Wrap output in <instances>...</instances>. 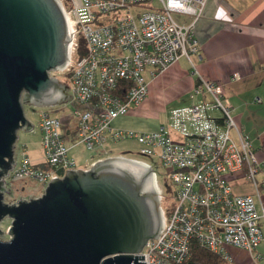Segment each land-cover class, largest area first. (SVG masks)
<instances>
[{
    "label": "built area",
    "instance_id": "1",
    "mask_svg": "<svg viewBox=\"0 0 264 264\" xmlns=\"http://www.w3.org/2000/svg\"><path fill=\"white\" fill-rule=\"evenodd\" d=\"M56 2L65 21L67 49L63 65L48 71V76L64 83L70 94L55 103L69 97L76 105L68 115L73 119L69 137L74 145L93 151L108 141L133 139L140 145V154L157 158L173 186L172 206L167 209L156 174L143 162L132 160L149 171L160 210L159 232L134 254L143 255L136 261L182 264L189 257L190 244L196 242L226 264L233 263L227 246L245 250L256 262L264 214H257L251 195L235 192L232 180L240 176L258 191L264 186V159L257 157L249 137L235 122L221 83L197 75L188 104L168 111L165 124L155 131L111 126L117 117L138 108L150 82L180 58L193 66L192 57L200 52L194 24L206 0ZM175 15L189 20L177 21ZM39 118L46 168L33 163L24 144L6 177V187L16 181L45 187L76 169L63 123L48 111ZM108 158L106 153L103 159Z\"/></svg>",
    "mask_w": 264,
    "mask_h": 264
},
{
    "label": "water",
    "instance_id": "2",
    "mask_svg": "<svg viewBox=\"0 0 264 264\" xmlns=\"http://www.w3.org/2000/svg\"><path fill=\"white\" fill-rule=\"evenodd\" d=\"M66 49L56 0H0V222L11 220L0 264H144L134 254L157 236L160 210L137 162L103 159L52 179L37 198L4 201L17 131L32 128L23 105L67 97V86L48 76Z\"/></svg>",
    "mask_w": 264,
    "mask_h": 264
},
{
    "label": "crops",
    "instance_id": "3",
    "mask_svg": "<svg viewBox=\"0 0 264 264\" xmlns=\"http://www.w3.org/2000/svg\"><path fill=\"white\" fill-rule=\"evenodd\" d=\"M194 34L200 52L199 56L192 57L193 66L187 59L180 58L150 82L149 90L166 84L178 93L184 87L183 93L189 95L197 75L218 81L232 106L235 122L249 137L257 157L264 159V0H206L203 12L194 24ZM234 74L237 78H233ZM70 128L73 129V125L64 130L67 141H72ZM29 146L26 145L28 157L37 167L46 168L40 139ZM71 146H75L74 143L68 147ZM69 155L75 160L76 169H89L104 158L94 159L90 155L83 164L74 155ZM234 180L242 187H251L237 190ZM232 185L237 194L251 195L257 214H264V186L256 191L240 176L232 180ZM260 227L262 240L255 250L258 260L254 262L245 250L227 246L232 264H264V220L260 221Z\"/></svg>",
    "mask_w": 264,
    "mask_h": 264
},
{
    "label": "rangeland",
    "instance_id": "4",
    "mask_svg": "<svg viewBox=\"0 0 264 264\" xmlns=\"http://www.w3.org/2000/svg\"><path fill=\"white\" fill-rule=\"evenodd\" d=\"M175 19L180 22L189 20L185 15H175ZM183 89L184 87H181L179 90L180 92L178 93L177 90H171L166 84H162L161 87H157L155 90L150 89L146 99L138 108L131 110L124 116L117 117L111 123V126L138 132L157 130L160 126L165 124L166 114L168 111L188 104L189 98L188 95L183 93ZM67 95L69 96L70 94L67 93ZM74 107H76V105L69 97L66 101L54 103L51 106L41 107L35 103L23 105L25 116L31 122L32 128L30 130L17 131L14 159L16 161L20 159V153L24 144H28V146L30 145V148L33 143L39 141L40 133L38 130V123L41 112L48 111L51 115L58 117L61 123H63L62 128L64 132V125L68 126V128L73 125V119L69 118L68 115L71 114ZM67 140L68 139L65 138V144L67 147L70 146V144L73 145V141ZM139 148L140 145L135 140L127 138L113 144L106 143L102 148L95 149L93 151L86 150L83 144H76L75 146H71V148H69L70 152H68L69 154L74 155L79 163L83 164L85 159L90 157V155H93V158L96 159L98 156L105 157L106 153H108L110 157H122L124 159L143 162L156 174L158 186L163 191V206L168 209L172 206L173 202L172 183L157 158L140 154ZM233 185L237 190L240 188L251 187L250 185L242 187L239 185L237 180H234ZM44 189V186L35 183L34 181H16L11 186H7L8 192L4 196V201L11 204L17 202L18 200L37 198L42 195ZM10 224L11 220L8 218H4L0 222V229L3 231L0 235V240L6 241L9 239L6 231Z\"/></svg>",
    "mask_w": 264,
    "mask_h": 264
},
{
    "label": "trees",
    "instance_id": "5",
    "mask_svg": "<svg viewBox=\"0 0 264 264\" xmlns=\"http://www.w3.org/2000/svg\"><path fill=\"white\" fill-rule=\"evenodd\" d=\"M182 264H226V262L219 255L196 242H192L190 244L189 257Z\"/></svg>",
    "mask_w": 264,
    "mask_h": 264
},
{
    "label": "bare ground",
    "instance_id": "6",
    "mask_svg": "<svg viewBox=\"0 0 264 264\" xmlns=\"http://www.w3.org/2000/svg\"><path fill=\"white\" fill-rule=\"evenodd\" d=\"M126 162V161H125ZM127 163H130V164H132L131 162H128L127 161ZM132 165H134V164H132ZM134 166H136V167H138V168H140L142 171H147V169L144 167V166H142V165H140V164H137V165H134ZM147 185H146V187H145V190H147V191H151V192H153V193H156L157 191V189H156V187H155V185H154V183H153V181H152V178H151V176L149 175V173L147 174Z\"/></svg>",
    "mask_w": 264,
    "mask_h": 264
}]
</instances>
